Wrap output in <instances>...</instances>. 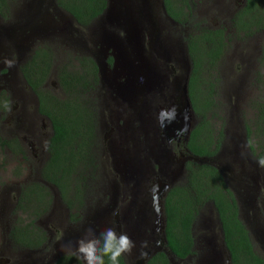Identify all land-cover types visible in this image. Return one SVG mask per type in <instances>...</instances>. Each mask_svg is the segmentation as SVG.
<instances>
[{"label": "trees", "instance_id": "1", "mask_svg": "<svg viewBox=\"0 0 264 264\" xmlns=\"http://www.w3.org/2000/svg\"><path fill=\"white\" fill-rule=\"evenodd\" d=\"M26 1L0 0V19L11 20L14 13L22 12ZM55 3L62 13L72 18V29L89 25L103 13L106 6L105 0H55ZM176 4L177 7L172 0H164L167 13L182 25L181 28H186L189 24L187 14L191 8L198 6L194 0H177ZM192 27L184 41L191 67L188 97L194 122L185 147L194 157L216 161V158L223 157L225 127L230 111L227 101L222 103L225 109H221L216 101V80H222L226 74L227 68L221 64L233 34L242 42L247 40V45L249 39L256 38L257 63L260 69L264 65V41L260 42V38L264 39V0H246L226 25L221 23L217 27H208L198 22ZM57 39L55 36L38 39L20 67L22 78L37 97L38 114L46 120L49 132L46 158L40 166V179L29 181L18 190L7 239L19 250L29 248L28 251H42L41 245L48 243L45 231L36 221L51 211L53 189L69 211V221L75 223L81 221L89 207L88 193L91 187L98 185L101 152L98 144L99 122L104 109L98 67L87 52L75 53L66 48L64 52L68 57L62 62L58 59L60 48ZM244 55L247 56L243 51L238 52L234 61L237 64L235 69L243 72L249 70L248 64H251ZM216 68H220L219 79L213 73ZM253 73L255 93L244 105L253 117L250 124H243V128L251 159L259 164L264 173V165L260 163L264 160V73L258 70ZM51 82L54 87L50 86ZM8 106L9 96L0 94V111H6ZM214 121H221L219 128ZM7 151L22 160L27 158L18 137L0 136V168ZM184 172V177L170 187L163 200L166 247L175 261L194 264L193 258L198 255L194 224L201 210L210 204L218 215L230 264H262L261 258L252 249L245 224L239 218L234 192L221 172L213 165L191 160L185 163ZM15 210L25 214L26 218L15 217ZM44 251L49 257L50 247L47 246ZM11 255L15 261L20 258L14 251ZM105 261L107 264V258ZM55 264L83 263L76 254L67 253ZM121 264H127L124 256ZM145 264L171 263L167 255L159 251Z\"/></svg>", "mask_w": 264, "mask_h": 264}, {"label": "rangeland", "instance_id": "2", "mask_svg": "<svg viewBox=\"0 0 264 264\" xmlns=\"http://www.w3.org/2000/svg\"><path fill=\"white\" fill-rule=\"evenodd\" d=\"M177 0H172L173 4L177 7L176 4ZM191 1V0H190ZM225 1L224 4H227L231 0H223ZM164 2V0H163ZM24 4V2L21 4V6ZM150 4V0H149ZM148 4V5H149ZM205 5H201L200 7H194L191 8V11L189 14H187L186 20L189 22L188 26H186L185 32L186 36L190 32V30L193 29V25L198 22H203L204 25L208 27H217L220 26L222 22V17L218 15L214 10L208 7L209 3H204ZM157 10V9H155ZM205 10V11H204ZM186 13L188 10H185ZM156 14V12H154ZM205 13V17H203ZM201 14V15H200ZM203 14V15H202ZM158 15V14H157ZM161 15V13H160ZM61 19H64L66 22L63 24V26L66 27H72V23L70 19L67 16H61ZM6 22V21H4ZM3 24V23H2ZM179 27H182V25H178ZM191 26V27H190ZM160 27V26H159ZM168 28V27H167ZM180 29L177 28V31L175 29L174 31L170 32V28H168L169 36L167 35V29L165 28L163 31H159V40L160 42H163L160 44L161 47L164 49L167 47L169 51H172L171 55L169 54L166 58H160L151 61V66L154 67L155 70H158L160 73L159 81H158V93L153 94L152 91L145 92L143 94H140L137 97V104L150 106L151 112L153 115H157L158 110L167 109L170 104L176 103L179 101L178 95L181 92V87L183 84V75H184V67L186 65L185 61L189 63L190 60L188 56H185L184 47L186 42L183 41L184 35H181L178 33ZM80 33H83L81 30ZM171 33V34H170ZM177 33V34H174ZM170 35L175 36L172 38ZM185 36V37H186ZM237 35H232V40L228 42L227 48H226V55L224 57V61L222 62L221 66L223 64L224 67H226V74L223 76L222 80H216L217 82V88H216V101L219 103V107L221 109H225L226 106H224L222 103L227 101L229 103L230 111L228 112L229 121L227 123V126L225 127L226 132V139H225V148L223 151V157L222 158H216V163L221 167L223 174L227 175L229 174L228 171L233 173L241 172L239 169H241L244 172H247L248 175L250 174V177L255 182V184L261 186L264 184V177L259 172V167L256 166L253 161L249 158L248 155V149L246 147V138L244 139V130H243V124H250L252 120V112L245 108L244 105L246 101L254 96V88L252 86V82L254 81V71L258 70L260 72L264 73V65L261 67V69L258 66L256 51H255V43L256 38L249 39V45H247V40L245 42H242L238 40L236 37ZM57 37V36H56ZM58 38V37H57ZM64 38V36H63ZM176 39V41H175ZM260 42H263L261 40ZM53 43H57L53 40H50ZM58 41V39H57ZM67 41V40H66ZM166 41H169L166 43ZM242 44H241V43ZM264 44V43H263ZM35 44L27 45V51L23 50V48H20L19 46H15L16 48H19V50H11L12 59H9L12 61V66L9 67L8 64H6L4 61L7 59V56L5 53H2L0 51V57L4 59V61H0V71H5L6 80L0 81V94L5 93L9 96V107L11 105H23L26 106V108L29 111V115L31 116L30 121L34 125L32 128V133L34 137V129L39 128V125L42 123L45 125L46 129V135H48L49 127L46 122V120L42 119L39 120L34 115L35 112V104L31 101L26 99L24 102L20 100L19 97H17L15 102V96L12 94V91L7 87L10 84L11 86H14V88H21L25 84L22 81V74L20 72V67L25 61V59L30 55L31 49L34 47ZM22 47V46H21ZM58 47L60 50L58 51V59H60L62 62L67 59V55L64 52L65 49H72L75 53L76 52H87L84 48V45L82 44V41L79 40L76 41L75 44H72V41L65 42L64 40L58 41ZM83 47V48H82ZM249 47V51H248ZM29 49V50H28ZM87 49V48H86ZM173 51H176L173 52ZM243 51V54H247L248 61L251 64H248L249 70L247 71H241L240 69H235L237 67V64H234V61L237 57V53ZM88 55V53H86ZM95 54H98V52H95ZM246 58V55H244ZM188 57V58H187ZM7 67V69H6ZM224 71V70H223ZM220 72V68L213 72L216 75V78L219 79V76L221 77V74H218ZM24 80V79H23ZM162 80V82H161ZM177 83L178 86L175 87L174 84ZM52 85V86H51ZM51 87L53 86V82L50 83ZM27 90V88H26ZM111 90L105 86L102 87V100H103V111L100 121L102 122V131L99 133L98 137V144L100 147V162L98 165V180L96 181L97 186L94 188L91 187V192L88 193V208L85 211L81 221L79 222H70L69 221V211H67L63 203L59 201L56 191L53 189L54 192V198H53V206L51 211H49L45 216H41L37 221L36 224H38L46 234V237H48V243H44L41 245L42 248V254L37 251H32L29 248L26 250H23L26 252L28 256V261L23 262L26 264H40L39 258L41 256H44L46 251V247H50V255L55 252L53 247L54 244L60 240L61 238L67 237L69 233H71L74 228L81 223L87 216L93 215V212L98 209H112L110 214H113V211L118 209V197H121L122 195H125L127 191L129 192L128 200L130 198L132 199L131 191L135 192V197L141 196V197H147L144 188L141 189L139 192L136 190L133 186V183L137 181H141L142 177H140L137 181H134L133 179H125V175L128 173V171L139 168L140 169H147L148 165L144 163H136L132 158H128L123 156L122 150L118 147L117 142L115 141V146L112 144L113 140L112 137L108 134L109 130L108 127L105 126V122H107L106 118V101L110 102V106H113L114 102L121 101L115 97V94H112L110 92ZM218 92V96H217ZM225 93V99L222 94ZM113 98H112V96ZM222 96V97H221ZM14 97V98H13ZM11 101V103H10ZM120 110L123 112V116L126 117L127 113H131L133 110L126 107L124 104L119 105ZM6 111H0V136L2 138H8L11 136H16L18 138L23 139L27 138L29 142L33 144V148L35 150V154L25 146L26 151V159L22 160V158L15 157L11 155L8 151L6 152L4 156V163L1 164L0 168V248L4 245H10L7 239V234L9 233V228L11 227V221L14 218L13 211L16 207V199H17V191L21 188L22 185L29 181H33L36 179H40V166L42 161V155H40L39 147L43 148V142H36L31 136L23 135L20 133V130H16L13 126V124H7L6 122V116L11 114L13 111L7 110ZM242 115V117H241ZM157 119V116H156ZM192 123L194 122V114L192 116ZM158 123V121H157ZM216 124V127L219 128V125L221 121H214ZM159 124H155L157 126ZM138 127V124L133 125ZM161 129V128H160ZM111 132V130H110ZM20 133V134H19ZM129 133V131L127 132ZM147 139H150V142H152V139L150 138V135L147 137ZM146 139H141L140 143H146ZM26 145V144H25ZM146 146V145H145ZM172 155L175 157L173 160V166L174 170L176 171L178 168L177 158H179L180 162V154L174 153L173 150H171ZM183 153V152H182ZM143 154L147 155L148 159H150L149 154L147 152H144ZM40 156V157H39ZM169 159V157H167ZM250 159V160H249ZM163 160H166V157L163 156ZM163 166V165H162ZM161 166V167H162ZM184 170V169H183ZM181 172V171H180ZM185 174V172H184ZM181 174L178 173L177 176H180ZM138 178V177H137ZM100 180V181H99ZM163 179L159 176H156L153 180L148 179L145 180L144 186H147L151 183L153 187H155L156 190H158L162 184H169V181H162ZM128 182V183H124ZM152 181V182H151ZM175 182V181H174ZM113 185H115L116 190L118 188V191L111 194L113 191ZM227 185L228 187L235 192L236 189H239V184H234V182L230 179H227ZM93 191V193H92ZM103 193H107V200L102 199ZM116 193V195H115ZM155 193L149 192L148 197L153 196ZM3 200L5 201V205L8 207L5 208V211H2L1 203H3ZM163 200V198H162ZM129 202V201H128ZM117 203V206L114 205ZM239 213L241 214V219L246 224V219L249 217L250 210L247 209L246 206L242 207V205L239 203ZM255 205V204H254ZM262 205V204H261ZM154 207V205H153ZM254 212L258 213L259 204L255 205ZM20 211L15 210V217L25 219L26 215L19 213ZM117 212V211H116ZM115 212V213H116ZM19 213V214H18ZM21 214V215H20ZM114 215V214H113ZM246 219H245V218ZM147 233H150V230H146ZM154 236L156 238H159L160 233L154 232ZM194 236L196 240L197 250H198V256L196 258H193V263L195 264L196 259L200 258L204 253H209L216 256V253H222L223 257H226L224 251L222 250V239H221V229L220 224L217 221L216 213L213 209V207L208 204L206 207H204L201 212L199 213L195 224H194ZM205 239H208L207 241ZM253 242L257 245V241L252 238ZM211 241V243H208ZM258 246V245H257ZM14 248V247H13ZM202 249V251H200ZM4 254L0 252V264H20L17 261H15L14 257H12L11 252L12 250L8 249L7 247L3 248ZM17 253V256L21 255V252L19 249L14 251ZM67 253H74L72 251L64 252L62 255H65ZM44 254V255H43ZM75 254V253H74ZM26 256V257H27ZM25 256H20V261ZM51 257V256H50ZM127 264H132L133 261H131L126 255L124 256ZM225 259V258H224ZM30 260V261H29ZM48 257H46L44 264H49ZM212 260L215 261V258ZM191 262V259L189 260ZM214 261H211V264H214ZM176 264H182L180 262Z\"/></svg>", "mask_w": 264, "mask_h": 264}, {"label": "flooded vegetation", "instance_id": "3", "mask_svg": "<svg viewBox=\"0 0 264 264\" xmlns=\"http://www.w3.org/2000/svg\"><path fill=\"white\" fill-rule=\"evenodd\" d=\"M105 1H106V6L103 10V13L98 18L93 20L86 27H83L81 29L80 28L72 29V27L70 28L63 26V24L66 21L64 19H61V16H67L70 19L71 23H72V18L69 15L62 13L57 8L55 0H27L23 6V10L21 13L20 12L14 13L13 18L6 22L0 19V51L2 53H5L7 56V60H9L12 59V54L10 51L13 49L19 50V48H16L15 46H19L20 48H23V50L27 51V45L33 46V44H35L38 39L41 40L44 38H48L50 36H55V37L57 36L58 40L60 41L64 40L65 42L72 41V44H75L76 41L78 42L79 40H81L85 50L89 55L92 56L93 60L94 57L99 54V52L103 53L101 57L104 60L106 73L108 74L107 78L109 79L112 78L113 76L112 70L115 66L114 57L116 53L113 47L114 45H112L111 43L108 44L104 43L105 36L106 34H108L115 37L116 39L118 38L123 39V34L125 35V32L121 28H119L120 21H115L114 19L109 21L104 17H102L103 15H105L107 11L111 10V8L118 10L120 9L121 6L122 7L127 6L131 8L135 13H138L136 17H140L142 19L141 21H139L141 47H142V51L144 52V55L147 56L150 61L156 59L158 60L160 58H166L169 54L171 55L172 53V51H169L167 47L164 49L163 47H161L162 45L160 46V44L163 42H160L159 40V36H160L159 31H163L165 28L168 31V28H170V32L171 31L175 32V29L177 31V28H179L180 30L178 31V33L184 35V38L186 36V32H185L186 28L179 27L178 25L180 24L176 23L171 18V16L167 13L163 0H150V4H149V0H105ZM194 1L196 2L198 7H200L201 5H205L204 3L206 4L209 3L208 7L214 10V12H216L218 15L222 17L221 23H223L224 25L228 23L229 19L232 18L233 15L236 13V11L241 7H243L246 2V0H231L227 4H224L225 1L223 0H194ZM217 4H219L218 7ZM142 8H146V12H142L143 11L141 10ZM154 12H156V14ZM203 16L204 17L206 16L205 13ZM80 30L83 33H80L79 32ZM167 35L169 36V31L167 32ZM170 36L172 38L175 37L172 35ZM166 43H168L169 45V41H166ZM95 52H98V54H95ZM173 52L176 53V51ZM184 52H185V56L188 55L187 44H185ZM247 58L248 56H246V59ZM0 61H4V59L0 57ZM5 71H0V81L4 80L7 77ZM6 80H4L3 82H5ZM123 80L124 78L119 79L120 82H122ZM22 81L25 85L21 88L15 89L14 86L10 87V84L7 87L12 91V94L15 96V102H17L16 101L17 97H19L20 100H22L23 102L26 99L31 100L35 104L34 115L37 117V119L42 121V119L44 118H42V116L39 115L37 111V106H38L37 97L27 86V84L23 79ZM99 83L101 88L103 86H105V88L108 87L111 90L110 92L112 94H115L112 88L108 86L110 85L111 82L106 83L105 81H102L101 83V79H99ZM174 86L177 87L178 84L175 83ZM120 104L123 103L114 102L113 106L109 107L110 102L106 101V105H105L107 112L105 119H107V122H105L104 127L106 128L108 127V129L111 130V132L109 130L108 134L112 137L113 140L112 144L115 146L114 143L116 141L118 147L122 150L123 156L132 158L135 156V150L133 149V147L130 146V143L126 142V139L132 142L133 137H136L139 140H141V139H146L150 135V138L152 139V144L155 143L157 144L158 142L162 148L168 150L167 157H169V159L163 160V155H162L158 163L157 162L158 160L155 158V156L152 153L149 152L150 159H148L147 155L143 154L144 151L140 152L138 158L141 160L140 161L141 163L148 165V168L146 170L142 169L143 173L140 176V177L143 176L142 180L133 183V186L139 192L141 191L142 188H144V192L147 197H141V196L135 197V192L131 191L132 199L130 198V200H128L129 192L127 191L125 195L118 197V204L120 205L118 209L115 208L113 214L117 211L116 214H118L120 217H123L119 223V228H120L119 230H124L126 228L124 222H126L130 226L133 225L137 220H139V216H143L146 222L143 228L145 230L154 229V231L156 232L155 222L156 219L158 218V213L153 207L154 199L156 196H161L163 194L162 198L164 200V197L167 191L170 189V187H172L175 183H177L179 180H181L184 177L183 169L185 163L187 161H190L188 160V157L191 155L188 149L185 147L189 137L188 138L183 137V135L180 134L179 132V128L176 129L175 131L176 133L173 136L170 137L163 136L162 130H160L159 126L158 125L155 126V124H158L157 123L158 120L156 119L157 115L155 116L153 115V113L151 112L152 110L151 107H149L150 108L149 115L147 116L148 118L147 127L144 130L142 127H140V122H138L139 120L136 117L134 118L132 116V112L127 113L126 117L123 116V112L120 110L119 107ZM7 110L13 111L11 114L6 116L7 124H13L16 130H20L21 131L20 133H22L23 135L31 136L37 143L44 141L43 148L39 147L40 155L43 153L42 160L44 161L46 158V147L48 141V135H46L45 125L41 123L39 125V128H35L33 131L34 132V137H33L32 125H34V123L33 120L32 122L30 121L31 116L29 115V111L26 108V106L11 105L10 107L9 106L7 107ZM135 124H138V127L135 126L134 128L133 125ZM102 128H103L102 122L100 121L99 132L102 131ZM128 131L129 133H127ZM19 139L22 143L23 148L27 146V148L30 149L33 152V154H35L33 144L29 142L27 138L23 137V139L21 138ZM149 147L150 145L148 144L147 145L148 151H149ZM246 147L248 149V155L250 156L249 158L251 159L252 158L251 152L247 141H246ZM171 150H173L174 153L176 154H180L179 155L180 162H179V158H177L178 168L176 171L174 170V166H173V160L175 159V157L172 155ZM254 164L259 167L258 163L255 162ZM259 169H260L259 172L264 177V173L261 167H259ZM239 170L241 172L233 173L228 171L229 174L227 175L226 174L224 175L223 172H221V174L225 179L226 183H227V179H230L234 182V184H237V186L239 184V189L238 190L236 189L234 195L237 200V203L240 202L242 207L246 206L247 209L250 210L248 214L249 217L247 219L244 217L246 219V224L244 222L243 223L245 224V227L248 231V235L251 240L253 251L261 258L262 264H264V184L261 186L255 184V182L250 177V174L248 175L247 172H244L241 169ZM178 173H180L181 175L177 176ZM156 176L161 177L164 183L168 181V177L170 176L172 177V181L168 184V188L165 192L164 190L166 187L162 188V190L161 187L160 189L156 190L155 187L151 185V183L147 186H144L145 180L148 179L153 180ZM123 182L128 183L125 181ZM112 187H113V191L111 192V194L118 191V188L116 190L115 185H113ZM149 192L155 194L151 197H148ZM102 199L107 200V193H103ZM254 204L255 205L259 204L258 213H255L256 211L254 212V209L256 208ZM136 205H139L140 208H137ZM114 206L116 207L117 203ZM1 207H2L1 208L2 211H5V208L7 206L5 205L4 200L3 203H1ZM113 214H111V217H113ZM239 218L241 219L240 213H239ZM253 237L258 242L257 243L258 246L253 242L252 240ZM157 240H159V238ZM205 240L207 241L208 239ZM208 243H211V241H209ZM135 245L136 246L132 250L134 251V253L128 255L126 254V256L131 261H133L132 264H137L138 259L140 258L138 254L139 245L137 244V242H135ZM4 247H7L12 251L18 249L10 243V245L7 246L4 245L3 247L0 248L1 254L2 253L4 254V250H3ZM32 251L33 252L37 251L40 253L42 252L39 250H32ZM200 251H202V249ZM223 251L226 255L224 249ZM20 252H21L20 256L24 255L25 257L22 258L21 262L20 261L17 262L20 264H26L23 263L28 261L27 259L28 256L26 252L23 250H20ZM39 256H40L39 263L44 264L47 256L46 255L44 256L39 255ZM50 256L51 255H49L47 261L51 259ZM213 258H215L216 264H229L227 260V255L226 257H223L222 253L219 252L216 253V256L209 253H204L199 259L198 258L196 259L195 264H209V262H211Z\"/></svg>", "mask_w": 264, "mask_h": 264}, {"label": "water", "instance_id": "4", "mask_svg": "<svg viewBox=\"0 0 264 264\" xmlns=\"http://www.w3.org/2000/svg\"><path fill=\"white\" fill-rule=\"evenodd\" d=\"M119 10V11H118ZM112 9L107 11L104 17L105 19L111 21L114 19L115 21H120L119 28H121L125 35L123 34V39H116L115 37L106 34L104 43L108 44L111 43L114 45L115 49V57L114 63L115 66L112 70V78H107L108 74L106 73V67L103 58L102 52H99L98 55L94 57L95 63L98 67V75L99 79L105 81L106 83H110L108 85L112 88L115 92V97L121 101L126 107L132 109V116L137 118L140 122V127L144 130L147 127V116L149 115V107L141 104H137V97L140 94L147 93L152 91L153 94L158 93V81H159V72L151 66V61L148 59L147 56L144 55L141 47V40H140V29H139V21L142 19L140 17H136L138 13H135L131 8L124 6L120 7V9ZM142 12H146V8H142ZM168 52V51H167ZM188 56V55H186ZM101 57V58H98ZM188 58V57H187ZM186 65L184 67V75H183V84L181 87V92L178 95L179 101L176 103H172L169 105L167 109H172L173 107L176 109V118L171 122L168 123L164 120L163 125L158 122L160 130H162V135L165 137L173 136L176 132V129L179 128L180 134L183 137L188 138L189 132L192 128V107L190 104V100L188 97V80L190 74V65L185 61ZM120 78H124L122 82L119 81ZM161 79V77H160ZM110 81V82H109ZM160 82V81H159ZM162 82V80H161ZM161 111V110H160ZM158 110L157 116L160 113ZM158 120V119H157ZM152 126V125H150ZM136 137H133L132 142L126 139V142L130 143V146L133 147L135 150V156L132 159L136 163H141L138 155L140 152H147V154L152 153L155 158L158 160L159 163L160 157L163 155L167 159L168 150L162 148L159 143L152 144L150 139L146 138V143H140ZM150 145L149 151L147 145ZM146 145V146H145ZM187 158V157H186ZM185 158V159H186ZM188 160H192L197 163H205L215 166L220 172L221 167L215 162V159H208L204 157H194L190 155ZM125 175V179H133L137 181L139 177L142 175V169L139 168L133 169L128 171ZM138 177V178H137ZM168 181H172V177H168ZM138 182V181H137ZM162 188H165L164 192L168 188V184H162ZM160 189V188H159ZM163 192V191H162ZM163 194L161 196H156L154 199V208L158 213V218L156 219V233H160L159 240L154 236V229H149L150 233L148 234L147 231L143 228L145 225V219L143 216H139V220H137L133 225H128L126 222L125 229L119 230V223L123 217H120L118 214L114 213L113 217H111L110 212L111 209L104 208L98 209L93 212V215L87 216L81 223H79L74 230L67 235V237H63L58 240L54 244V251L51 254V259L49 264H54L56 260L62 256V254L68 251H72L75 253V241L77 238L84 235L85 231L89 228L93 229L97 236L101 232H103L106 228L113 227L116 231L125 232L127 235L137 242L138 246V254L140 258L138 259L137 264H145L146 261L154 255L156 252L162 251L164 252L168 260L171 264H176L178 261H175L173 254L170 250L167 249L166 238H165V218L163 216ZM135 206V205H134ZM137 208H140L139 205H136ZM217 221L219 222L218 215L216 214ZM220 224V222H219ZM153 228V227H152ZM221 229V225H220ZM221 238H222V248L225 250L227 255L228 263L230 264V256L228 251L226 250L223 244V235L221 229ZM71 242V248L64 247ZM146 242V244L142 243ZM222 249V250H223ZM132 254L134 251L131 252ZM76 254V253H75ZM77 255V254H76ZM128 255V254H127ZM81 260V259H80ZM84 264L83 260H81ZM214 261V260H212ZM211 264V262H209ZM216 264V260L214 261Z\"/></svg>", "mask_w": 264, "mask_h": 264}, {"label": "clouds", "instance_id": "5", "mask_svg": "<svg viewBox=\"0 0 264 264\" xmlns=\"http://www.w3.org/2000/svg\"><path fill=\"white\" fill-rule=\"evenodd\" d=\"M9 67L12 61L5 60ZM176 118V109H162L157 116L158 122L163 125L164 120L171 123ZM260 163L264 165V160ZM146 244V242H142ZM135 242L125 232H117L115 228H106L96 235L91 228L87 229L83 236L75 241V253L84 264H121V258L126 254H131L135 247ZM64 247L71 248V242Z\"/></svg>", "mask_w": 264, "mask_h": 264}]
</instances>
